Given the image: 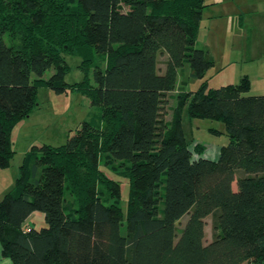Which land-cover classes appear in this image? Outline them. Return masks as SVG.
I'll list each match as a JSON object with an SVG mask.
<instances>
[{
	"label": "trees",
	"instance_id": "1",
	"mask_svg": "<svg viewBox=\"0 0 264 264\" xmlns=\"http://www.w3.org/2000/svg\"><path fill=\"white\" fill-rule=\"evenodd\" d=\"M207 6L205 0H0V167L11 165L13 130L36 107L40 85L86 96L100 113L65 143L34 148L41 155L32 177L26 158L2 197L0 244L12 264H264V94L246 95L247 75L210 85L214 59L196 45ZM65 54L81 58L82 80L64 79ZM98 55L107 56L104 67ZM186 62L201 82L174 93ZM50 68L56 71L45 80ZM186 105L190 118L223 123L224 131L210 129L229 140L217 159L206 158L201 143L191 150L182 123ZM102 154L124 168L118 177L129 187L126 218L119 180L109 184L113 200L99 192ZM67 181L79 201L73 213ZM34 211L44 213L46 226L25 230ZM210 215L214 237L205 242Z\"/></svg>",
	"mask_w": 264,
	"mask_h": 264
},
{
	"label": "rangeland",
	"instance_id": "2",
	"mask_svg": "<svg viewBox=\"0 0 264 264\" xmlns=\"http://www.w3.org/2000/svg\"><path fill=\"white\" fill-rule=\"evenodd\" d=\"M255 39V38H254ZM5 40L8 44L11 43L9 36H5ZM254 43H257L254 40ZM255 49V45H254ZM234 59L239 62V65L242 66L240 62V54L243 52V48L236 43L229 50ZM218 55V54H217ZM166 56L167 53H166ZM67 63L69 64V70L65 74L66 82L73 83L75 81H80L84 78V72L79 67L81 63V58L71 54H65ZM97 62L104 67L107 63L106 55L96 56ZM159 65L161 68L165 67V56L162 54L159 57ZM246 67L245 65L243 66ZM240 68V67H239ZM191 67L188 62L184 63V66L179 70V80L181 78L186 82V90H195L200 84L198 79H194L190 75ZM214 70V69H213ZM55 68L48 69L44 74V79L49 80L51 76L55 73ZM34 77V74L32 75ZM62 85V82H60ZM60 85V86H61ZM213 87H218L219 80L216 78L212 82ZM85 101V102H84ZM89 99L86 96H83L78 93H73L71 91H64L58 93L57 90L53 87H48L46 85H40L38 87V98L37 104L32 113L21 122H19L13 130L12 140L15 143V150L18 152L13 158V165L4 171L9 178L12 177V172L15 170V167L22 165L23 158L29 161V176L33 175V163L36 159L35 155H41V151H35L34 148L41 147L42 145L48 144L52 146H58L66 142L67 137L71 134L77 133L81 129L82 123L90 120H99L100 113L98 108L91 107L88 103ZM175 103V100L172 99L167 107V112L171 113V106ZM169 108V109H168ZM182 123L185 131L186 140L190 145V148L195 152V147L198 143L203 144L205 149V157L209 158L215 156V151L218 146L225 145L228 143V136L224 134H215L211 131V128L219 129L224 131L225 127L223 123L213 121L210 119H199V118H190L188 115L187 105L183 109L182 114ZM71 133V134H70ZM33 150V152L31 151ZM24 151V152H23ZM37 152V153H35ZM24 154V155H23ZM204 155V154H203ZM100 184L99 192L103 195L106 200H113L110 197L109 184H115V180L120 181L121 187V200L120 205L124 212L125 218L128 213V198H129V187L126 179L118 177V172H120L123 166H120L117 162H107L106 155H101L100 161ZM4 168L0 167V170ZM3 180L2 175H0V181ZM114 181V182H113ZM66 195V205L68 213H73L76 208L79 207V201L77 197L73 194L70 182L67 181L65 188ZM43 216L42 218L32 217L31 222L36 224V227L40 229L43 226H46L45 215L43 212H39ZM187 220V217L184 216L181 221L178 223V231L182 229L184 222ZM206 232H205V242H208L214 237L213 221L214 217L212 215L208 216L206 219ZM33 225V224H32ZM122 232L126 234V225L122 227ZM243 264H253L252 262H244Z\"/></svg>",
	"mask_w": 264,
	"mask_h": 264
},
{
	"label": "crops",
	"instance_id": "3",
	"mask_svg": "<svg viewBox=\"0 0 264 264\" xmlns=\"http://www.w3.org/2000/svg\"><path fill=\"white\" fill-rule=\"evenodd\" d=\"M205 2L208 6L202 15L196 45L207 48L214 59V65L206 74L210 85L213 87L212 82L215 78L219 80L220 85H225L238 83L247 75L251 81V88L246 95L264 94V0H205ZM254 40L257 43H254ZM236 43L243 48L239 58L242 66L229 51ZM164 56L166 61L167 56ZM185 84L186 82L182 78L179 80L178 77V86L174 93L185 89ZM221 147H217L216 155L211 156V159L218 158ZM23 163L24 158L22 165ZM12 165L13 159L10 166L0 170L3 177L0 181V201L5 193L15 186L21 174L22 165L15 167L12 177L9 178L4 171ZM39 212L34 211L24 222L25 230L37 228L30 219L42 218ZM0 264H12L11 258L3 255L1 244Z\"/></svg>",
	"mask_w": 264,
	"mask_h": 264
}]
</instances>
